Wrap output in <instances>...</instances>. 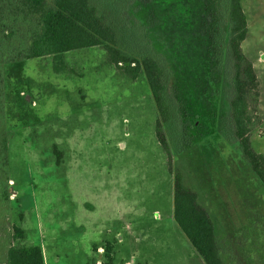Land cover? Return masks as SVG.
Here are the masks:
<instances>
[{
	"label": "rangeland",
	"instance_id": "rangeland-1",
	"mask_svg": "<svg viewBox=\"0 0 264 264\" xmlns=\"http://www.w3.org/2000/svg\"><path fill=\"white\" fill-rule=\"evenodd\" d=\"M20 1L0 0V40L12 29L20 32ZM91 2L113 22L128 54L152 51L163 59L180 126L173 127L169 149L163 148L156 135L161 117L146 76L123 74L103 47L65 53L67 69L57 73L53 56L17 64L6 60L0 45L13 188L10 212L0 216V264H6L14 224L24 228L23 242L45 245L48 264H108L106 246L114 238L101 240L119 211L114 190L127 195L139 180L142 194L148 173L157 177L150 225L139 220L138 238L124 243L112 264H193L186 241L168 227L166 236L155 227L167 222L177 174L210 213L225 263L264 264V186L230 122L228 0ZM242 8L247 18L242 49L260 94L253 101L250 141L264 157V0H242ZM21 83V96L31 101L25 106L14 91Z\"/></svg>",
	"mask_w": 264,
	"mask_h": 264
},
{
	"label": "trees",
	"instance_id": "trees-1",
	"mask_svg": "<svg viewBox=\"0 0 264 264\" xmlns=\"http://www.w3.org/2000/svg\"><path fill=\"white\" fill-rule=\"evenodd\" d=\"M92 0H21L19 6V31L12 29L0 40L5 50L6 60L26 63L30 59L53 56V68L57 73L67 69L64 55L73 50L103 47L109 61L132 79L139 74L146 76L150 91L155 100L161 120L157 122V139L165 149L173 141L175 125L180 123L172 114L169 82L170 69L156 53L131 56L119 42L116 27ZM230 5L229 49L233 62V75L230 82L233 94L230 99V122L235 139L238 140L244 158L264 186V157L255 152L250 141L253 129L255 105L259 98V80L252 62L242 49L247 34V18L242 8V0H228ZM15 17L17 15H14ZM1 28V27H0ZM1 68V67H0ZM20 83V82H19ZM22 84V83H21ZM6 82L0 76V216L10 212L12 180L9 172L8 155V100L5 93ZM18 100L24 106L31 101L23 98L25 86H19ZM31 99V98H30ZM31 108V106H30ZM26 111L28 109H25ZM165 130V132L162 131ZM173 131V132H172ZM172 152V149H170ZM7 211V214H6ZM23 219V214L20 215ZM174 219L206 264H226L217 242L214 221L199 201L195 191L185 185L179 174L175 177ZM25 230L12 225V241L6 248V264H45L41 243L23 242ZM113 245L106 246L108 264L113 261Z\"/></svg>",
	"mask_w": 264,
	"mask_h": 264
},
{
	"label": "crops",
	"instance_id": "crops-1",
	"mask_svg": "<svg viewBox=\"0 0 264 264\" xmlns=\"http://www.w3.org/2000/svg\"><path fill=\"white\" fill-rule=\"evenodd\" d=\"M153 144H155V142H153ZM162 154L163 153H161V155ZM161 164H162V162H161ZM146 178L148 180L147 181L148 185H147L146 189H144V187L142 188V191H143L142 194H141L140 185L138 183V182H140L139 180H137L136 186H133L130 189V191H132V192H128L127 195L123 194L122 190L120 192H118L117 189L114 190L115 202H118V210L119 211H117L115 225L112 228L110 227L106 230V232L102 236V240H101V241H103V240L114 238V241L112 240V242H109L110 244L113 245V253H112L113 261H114L115 257L121 255L122 252H124V250H123L124 243H126L127 241L134 242L135 241L134 239L138 238V233H137L138 230L137 229L139 228V220L143 219L144 226L150 225V221H149L150 220V207L156 206L153 199L155 198V192H156L155 191V179L157 177H156V175H150V173H148V176ZM141 182H145V180H143ZM174 189H175V183L173 186V196H174ZM144 190H147V191L145 192ZM144 193H145V198H148V200H144V196H143ZM150 197L152 198L151 202L149 201ZM168 198L170 200L171 195H169ZM140 208H142L143 210L141 211ZM156 211L157 210L154 209V214ZM165 214H166L165 219H167V222H162L161 220L159 222H155V227L158 230H161V232L163 230V234L165 236H166V233H164V231H165L166 227H168V229L173 230L180 240L186 241L185 242V248L189 252L188 257L192 260V263L193 264H206L205 261L203 260V258L197 253V251L193 250L194 247L190 241L189 242L193 248H192V250H191V248H189L190 247V246H188L189 242H187L189 240L188 237L186 236L188 239V240H186L182 234L177 232L178 230H177L176 225H178V224L174 219V202H173V207H171V205L169 204V207L166 210ZM148 215H149V219H148ZM120 218H122V220H120ZM36 240L34 242H36ZM164 242L166 243V239L164 240ZM39 243H41V242H39ZM41 245L43 247L45 264H48V255H47L46 247L43 243H41ZM194 251H196V252H194ZM195 253H197L201 258H198L197 254H195ZM113 261H112V263H113ZM147 262L148 261H146V264H148Z\"/></svg>",
	"mask_w": 264,
	"mask_h": 264
}]
</instances>
